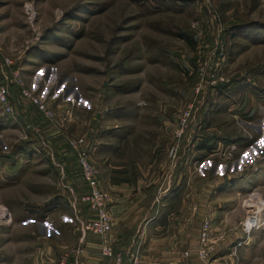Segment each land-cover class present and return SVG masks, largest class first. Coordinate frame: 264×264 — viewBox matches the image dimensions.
Wrapping results in <instances>:
<instances>
[{"label": "rangeland", "instance_id": "rangeland-1", "mask_svg": "<svg viewBox=\"0 0 264 264\" xmlns=\"http://www.w3.org/2000/svg\"><path fill=\"white\" fill-rule=\"evenodd\" d=\"M217 40L225 41L224 67L231 80H238L241 70L259 73V84L251 83L246 94L254 107L259 90V124L253 123L259 130L248 125L258 140L245 145L259 141V160L249 159L238 170L242 149L227 161L216 154L229 146L220 141L224 136L236 130L244 136L246 121L230 116L234 102L217 90L195 89L197 68L212 56ZM0 53L14 60L27 84L58 113L69 100L76 103L77 121L63 130L30 104L17 102L13 116L0 107V205L21 210L22 216L39 213L31 224L55 223L57 236L71 249L78 248L82 233L78 216L94 215L80 201L75 210L74 198L86 191L65 134L90 141L91 159L111 196L109 208L119 186L135 199L131 204H156L171 231L178 222L201 236L204 222L212 220L230 233L240 229L250 194L264 199V0H0ZM156 53L165 54L164 60L153 63ZM210 91L213 102L207 104ZM238 95L237 104L243 98ZM194 102L202 130L191 123L174 161L180 116ZM27 107L31 116L23 120ZM215 111L220 115L212 118ZM211 118L219 133L205 145L212 138L206 129ZM196 135L193 146L190 136ZM250 161L254 164L244 167ZM38 230L39 225L31 236ZM232 253L233 241L220 245L208 262L264 264V229Z\"/></svg>", "mask_w": 264, "mask_h": 264}, {"label": "crops", "instance_id": "crops-1", "mask_svg": "<svg viewBox=\"0 0 264 264\" xmlns=\"http://www.w3.org/2000/svg\"><path fill=\"white\" fill-rule=\"evenodd\" d=\"M231 63H234V61L232 60ZM239 74L237 77L240 82L238 84L234 83L230 87L231 95L228 97L234 103H232L228 111H234L233 114L230 113V116H241L247 125L258 131L259 129L253 123L259 124V90L258 93L256 92L258 101L254 107L249 106L246 94L250 92L251 83L254 86H257V83L259 84V73L241 70ZM242 91H245L242 94L243 98L240 94ZM234 95L242 98L239 104L233 100ZM23 110L22 119L24 120L31 116V112L28 107L27 110ZM220 111L222 112V110ZM235 113H239V115ZM209 115L212 118H216L220 114L215 111ZM212 118L210 124L206 126L208 134L212 138L205 145L211 144L214 140L213 137H216V134L219 133L216 132L215 125L212 124ZM231 137L239 138L241 136L238 135L236 130L235 135H231ZM196 143L197 137L193 140V146ZM245 145L247 144H242L240 147L242 153L236 162L237 170L242 167L244 162L253 159L256 154H259V141L248 148H245L247 147ZM115 189L113 190L115 194L112 195L113 200L110 210L114 219L113 247L116 253H121L125 256L130 255V253H138L141 255L140 264H214L217 261L216 259L213 262H203L197 258L195 251L200 238L199 230L189 229L184 224H178L177 222V226L175 225L176 230L171 231V228L160 220L161 210L156 207V204H131L134 203L133 200L135 199L130 201V196L120 191L119 186ZM122 201L128 202V204H120ZM6 207L12 212L13 222L10 225L0 227V264H59L66 252L72 253V261L76 257L75 252L78 248L84 250L79 257L80 264H113L112 260L100 256L99 246L101 240L98 236L92 233H87L86 235L81 233L76 245L78 248L71 249V245L63 241L64 238L61 239L60 236H57L61 235V233L55 228V223L46 220L32 225L34 218H37L35 221L39 220L37 217L39 213L26 211L22 216L21 210H17L11 205ZM140 220L143 222L141 223ZM138 223L140 224L139 226H137ZM38 225V233L34 234V237L31 236V234L35 233L34 228L38 227ZM216 226L217 224H215V235L222 238L219 246L225 245V243H232V241H235L233 236L239 238L241 235V231L239 228L236 229L237 227L234 230L231 228L232 232L226 233ZM51 233H55V236L52 235V237ZM31 238L34 239L32 240ZM185 244H188L189 247L183 250ZM29 247L31 251H29ZM186 251L192 253L191 257H185Z\"/></svg>", "mask_w": 264, "mask_h": 264}, {"label": "built area", "instance_id": "built-area-1", "mask_svg": "<svg viewBox=\"0 0 264 264\" xmlns=\"http://www.w3.org/2000/svg\"><path fill=\"white\" fill-rule=\"evenodd\" d=\"M35 14L32 15L34 17ZM216 49L211 57L199 64L197 68L198 84L195 87L196 92L205 91L209 86L212 90L220 84L231 83V78L226 74L224 64L226 63V50L225 41L217 40ZM1 56V53H0ZM3 61V62H2ZM0 66L3 74V83L0 85V107L4 114L9 116L15 115V90L17 91L16 102L19 104L26 103L37 108L43 119L53 124L55 127L63 130L64 127L70 123H76V103L74 100H69V106H64V112L58 113L55 111L47 99L42 97L39 93L33 90L26 82L22 75L21 68H17L13 59L1 56ZM199 108L195 102L190 104L180 116L179 129L176 131L175 138L177 142L171 151V158L175 161L178 159L179 149L181 147V140L185 137L187 131L190 130L191 123L195 124V131L202 130V125L197 121ZM195 121V122H194ZM194 131V132H195ZM244 134V141L242 143H233L229 145L225 150H220L216 156L222 160H232L234 155L239 152L242 144H251L256 142L258 139L254 137L251 129L248 125L242 128ZM65 138L68 143L72 154L76 156L78 164L82 170L83 180L87 188L86 192L82 193L80 197H75L74 207L78 212L77 202L85 204L88 209L93 213V217L90 219H83L78 216V222L83 235L92 233L100 238V256L112 260L113 264H125L128 261L130 264H140L141 255L138 253H130L125 256L121 253H116L113 247V228L114 219L112 212L109 208V202L111 196L104 189L102 181V172L100 166L95 164L91 159V143L83 137L74 138L73 136L65 134ZM195 138V137H194ZM193 137L190 136V141L193 144ZM51 156L54 159V153L51 150ZM261 159V158H260ZM252 160V159H251ZM254 160H259V154L255 155ZM254 162L250 161L247 165L251 166ZM74 194V193H73ZM255 196L256 202L252 203L251 206H245L248 200ZM248 200H245L243 206L247 209V215L244 221L240 224L241 235L233 242V255L236 256L237 251L247 245L252 235L255 232H259L264 229V199L259 197L258 194L252 193ZM194 211L196 208L194 207ZM13 222L12 212L4 205H0V227L10 225ZM216 228L215 223L212 220H206L203 224L201 236L197 249L195 251L196 256L203 262L210 261L217 253V249L221 236L215 235ZM84 250L78 248L76 257H74V264H80L79 257L82 255ZM190 251L185 252V257H191ZM71 254L66 253L59 264H70Z\"/></svg>", "mask_w": 264, "mask_h": 264}, {"label": "trees", "instance_id": "trees-1", "mask_svg": "<svg viewBox=\"0 0 264 264\" xmlns=\"http://www.w3.org/2000/svg\"><path fill=\"white\" fill-rule=\"evenodd\" d=\"M172 32V31H171ZM161 53H166L165 51H163L162 50V52ZM164 55L165 54H158V53H156L155 54V56L151 59L152 60V62L153 63H158V62H160V61H163L164 59ZM251 73H253V71H251ZM1 82V81H0ZM240 82V80H231V83H229V84H220L217 88H216V90H217V94L219 95V97L221 96V97H223V98H225V99H228L229 97V94L231 93V89H230V87L234 84V83H239ZM16 92V91H15ZM117 92H119V93H124V92H122V90H120V91H117ZM231 95V94H230ZM15 97H17V96H15ZM14 100L13 101H15V104L17 103L16 102V98H13ZM213 100V97H212V93H211V91L208 93V101H207V104L209 103V101H212ZM213 102V101H212ZM34 108V110L38 113V114H40L39 113V111L37 110V108H35V107H33ZM224 110V109H223ZM199 132V131H198ZM197 132V133H198ZM196 137H197V135H196ZM195 137V138H196ZM245 139L243 138V137H239V138H232L230 135H227L226 137H223L220 141L221 142H224L225 143V145H230V144H233V143H242L243 141H244ZM218 146H219V144H218V142H215L213 145H212V149H217L218 148ZM74 157V156H73ZM74 161L76 162V164L79 166V164H78V162H77V159H76V156L74 157ZM79 169H80V172H81V175H82V170H81V168H80V166H79ZM66 177H67V175H66ZM82 177H83V175H82ZM82 180H83V178H82ZM83 184H84V189H85V191L87 190V188H86V186H85V182H84V180H83ZM81 195V194H80ZM81 205V207L82 206H86L85 204H82V203H80ZM81 207H80V209H81ZM86 208H88V206H86ZM78 211H79V209H78ZM74 262H75V259L73 258L72 259V261H70V264H74Z\"/></svg>", "mask_w": 264, "mask_h": 264}, {"label": "bare ground", "instance_id": "bare-ground-1", "mask_svg": "<svg viewBox=\"0 0 264 264\" xmlns=\"http://www.w3.org/2000/svg\"><path fill=\"white\" fill-rule=\"evenodd\" d=\"M250 201H251V200H248V201L245 203V205H246V206H251L252 203H249ZM253 201H255L254 204H255V203H259V202H256V199H255V198H253Z\"/></svg>", "mask_w": 264, "mask_h": 264}]
</instances>
